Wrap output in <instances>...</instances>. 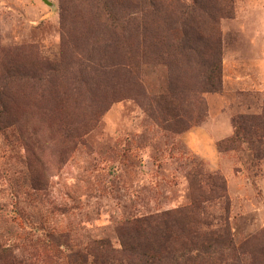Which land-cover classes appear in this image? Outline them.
<instances>
[{
    "label": "rangeland",
    "instance_id": "obj_1",
    "mask_svg": "<svg viewBox=\"0 0 264 264\" xmlns=\"http://www.w3.org/2000/svg\"><path fill=\"white\" fill-rule=\"evenodd\" d=\"M49 1L51 5L43 0H0V48L25 49L29 55L18 59L20 64L42 73L48 69L54 83L63 82L52 98L39 84L15 87L18 129L8 139L0 135V264H8L13 256L67 264L55 258L51 246L42 254L54 233L69 234L74 244L108 238L117 245L119 222L190 202L188 173L196 164L226 180L237 243L264 229V159H255L250 150L218 149L219 142L233 136L234 117L262 109L264 0H234V18L221 21L223 90L204 96L205 121L183 134L160 127L122 82L111 79L114 71L106 66L126 60L123 49L106 41L64 43L69 34L81 32L73 25L66 28L70 17L62 16L61 0ZM68 12L74 14L73 9ZM93 47L87 63L97 69L92 82L96 92H90L95 98L104 92L110 101L91 106L74 100L76 108L62 107L66 118L78 114L77 121L101 107L94 125L76 140L71 119L63 133L42 107H52L55 95H76L65 83L74 78L64 62L75 65ZM143 70L151 95L167 97L171 86L181 100L186 97L184 89L190 84L175 71L164 65Z\"/></svg>",
    "mask_w": 264,
    "mask_h": 264
},
{
    "label": "trees",
    "instance_id": "obj_2",
    "mask_svg": "<svg viewBox=\"0 0 264 264\" xmlns=\"http://www.w3.org/2000/svg\"><path fill=\"white\" fill-rule=\"evenodd\" d=\"M61 11L64 18L66 14L70 17L66 28L73 25L81 32L69 34L64 43L80 46L106 41L126 52V60L106 66L114 71L111 79L122 82L160 127L183 134L205 121L208 110L204 96L223 90L221 21L234 18V0H61ZM24 50L0 48V135L6 139L18 129L17 85L29 89L31 84H39L52 98L63 84L61 80L54 83L48 69L42 73L33 66L20 64L18 59L29 55ZM95 50L96 47L87 49L75 65L64 62L74 78L65 83L75 88L76 95H55L52 107H42L43 114L51 112L63 133L66 121L71 119L76 140L94 125L102 114L101 107L78 121V114L66 118L62 107L76 108L74 100L88 101L91 106L102 102L106 106L104 102L109 100L103 97L104 92H100L99 98L91 94L96 92L92 82L97 69L87 60ZM146 65H164L168 71H175L184 84H190L184 89L186 97L181 100L171 86L167 97L151 95L144 80ZM121 69L128 73H121ZM101 81L105 83V78ZM233 127V136L218 143L219 151L250 150L255 159L263 160L264 96L261 112L237 115ZM188 182L187 205L119 222L115 229L117 245L108 238L74 244L69 234L54 233L42 254L46 255L51 246L50 250L57 252L55 258L64 259L67 264H264V229L236 242L226 180L218 173L206 171L203 164H196L188 173ZM10 258L8 264L45 262L38 256L30 262L17 256Z\"/></svg>",
    "mask_w": 264,
    "mask_h": 264
},
{
    "label": "water",
    "instance_id": "obj_3",
    "mask_svg": "<svg viewBox=\"0 0 264 264\" xmlns=\"http://www.w3.org/2000/svg\"><path fill=\"white\" fill-rule=\"evenodd\" d=\"M46 4L51 5L49 0H43Z\"/></svg>",
    "mask_w": 264,
    "mask_h": 264
}]
</instances>
